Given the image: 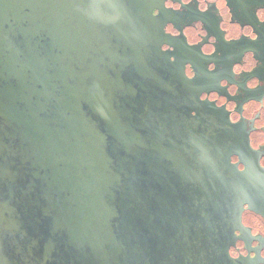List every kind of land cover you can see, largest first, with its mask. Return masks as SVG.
I'll return each instance as SVG.
<instances>
[{
  "label": "water",
  "instance_id": "water-1",
  "mask_svg": "<svg viewBox=\"0 0 264 264\" xmlns=\"http://www.w3.org/2000/svg\"><path fill=\"white\" fill-rule=\"evenodd\" d=\"M157 4L0 0V264H251L232 130L171 107Z\"/></svg>",
  "mask_w": 264,
  "mask_h": 264
},
{
  "label": "flooded vegetation",
  "instance_id": "flooded-vegetation-1",
  "mask_svg": "<svg viewBox=\"0 0 264 264\" xmlns=\"http://www.w3.org/2000/svg\"><path fill=\"white\" fill-rule=\"evenodd\" d=\"M151 17L173 69L171 107L217 110L232 130L229 162L247 173L229 199L238 204L229 254L264 264V0H158Z\"/></svg>",
  "mask_w": 264,
  "mask_h": 264
}]
</instances>
